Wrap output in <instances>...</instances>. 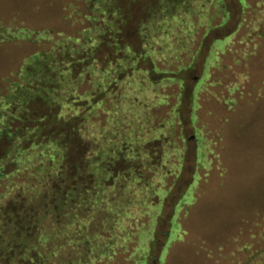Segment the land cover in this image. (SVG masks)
<instances>
[{
	"label": "rangeland",
	"instance_id": "1",
	"mask_svg": "<svg viewBox=\"0 0 264 264\" xmlns=\"http://www.w3.org/2000/svg\"><path fill=\"white\" fill-rule=\"evenodd\" d=\"M86 1L0 0V113L23 61L58 48L66 35L107 24ZM158 1H129L123 41L145 56L132 82L128 70L119 75L116 51L109 58L108 49L100 51L99 91L109 90L104 98L115 105L121 84L131 95L121 105L124 126H112L121 154L114 155V176L99 190L100 203L82 199L88 194L79 189L66 192L61 212L75 216L78 224L71 222L80 229L76 236L63 230L71 236L68 250L50 264L85 257L86 250H76L89 238L83 228L99 211L109 215L106 209L121 213L124 226L116 233L128 246L92 264H264V0ZM136 2L149 3L147 16ZM102 119L98 109V131ZM19 188L16 175L0 178V206L15 203L18 214L30 205L35 211L36 203L43 212L59 209L54 197L25 207ZM32 211L25 214L28 225ZM6 217L0 209V224ZM133 220L142 225L131 241L126 230ZM18 221L19 229L30 227Z\"/></svg>",
	"mask_w": 264,
	"mask_h": 264
},
{
	"label": "trees",
	"instance_id": "2",
	"mask_svg": "<svg viewBox=\"0 0 264 264\" xmlns=\"http://www.w3.org/2000/svg\"><path fill=\"white\" fill-rule=\"evenodd\" d=\"M89 1L95 7L97 5L98 12L108 19L107 24L104 23L106 26L98 27L103 40L96 33L98 28L95 25L77 35L64 36L58 48L52 50L50 47L23 61L8 94L1 98L0 142L3 141V145L0 178L16 175L21 186L18 191L24 196L19 202L26 203L25 207L54 197L59 209L55 211L51 206L43 212L40 209L42 203H36L35 211L30 209V205L20 209L18 214L15 203L0 206L7 214L4 223L0 224V264H50L61 250L67 251L63 249L64 242H68L71 236L63 230L69 228L76 236L75 231L80 227L71 222L75 220L74 223L78 224L75 216L61 212V204L66 197L69 198L66 192L70 188L79 189L82 194H88L82 199L100 203L99 190L106 188L105 180L114 176V155L121 153L117 145L120 135L113 127L117 128L120 124L119 130L120 126H124V107L121 105L127 104L131 95L128 98L126 94L129 86L121 84L114 96L117 98L116 105L112 103L113 97L105 99L109 90L105 93L99 91L96 66L101 63L99 55L102 48L109 50L104 58H109L116 51L115 67L119 66V75L128 70L130 80L127 82H132L131 73L141 64L137 60L145 56L137 54L138 51L133 50L122 37V26L130 18L127 14L131 11L129 1L135 3V0H127V3L126 0ZM137 5L138 2L136 8ZM138 6V13L147 16L149 3L148 6L144 3ZM94 12L91 10L87 15L90 17ZM141 20L136 23L139 27L145 24ZM98 24H103L102 20ZM112 108L121 109L118 116H112L115 113L111 112ZM98 109L103 115L101 131L97 130L96 123ZM107 174L105 179L103 176ZM27 211L33 212L34 221L29 225L26 223L29 221L25 215ZM101 211L98 212L99 229L92 228L98 218L95 222L94 218L92 221L89 219L83 228L89 238L85 244L81 242L77 245L76 250H86V255L77 257L78 261L73 264H92L122 251L124 239H119L121 234L116 233L124 226L119 224L121 213L106 209L109 215L103 212L102 216ZM17 219L30 227L19 229ZM128 225L130 228L126 232L132 241L133 233L137 232L142 222L133 220ZM103 229L107 230L102 233Z\"/></svg>",
	"mask_w": 264,
	"mask_h": 264
}]
</instances>
